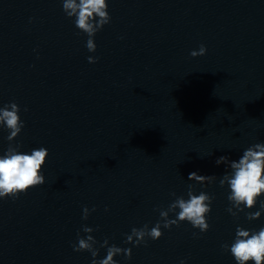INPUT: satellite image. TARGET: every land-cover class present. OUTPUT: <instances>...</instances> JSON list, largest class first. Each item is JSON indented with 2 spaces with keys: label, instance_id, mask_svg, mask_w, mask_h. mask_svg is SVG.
<instances>
[{
  "label": "water",
  "instance_id": "water-1",
  "mask_svg": "<svg viewBox=\"0 0 264 264\" xmlns=\"http://www.w3.org/2000/svg\"><path fill=\"white\" fill-rule=\"evenodd\" d=\"M108 3L111 21L90 54L60 0H0V106H20L23 151L49 153L43 185L0 200V264H90L71 247L82 225L98 242L131 248L124 234L151 227L153 209L183 195L192 172L217 177L204 189L215 197L209 230L181 223L114 259L234 264L220 244L236 223L258 228L264 215L247 222L225 211L215 160L264 141V0ZM201 44L206 54L191 57ZM84 207L96 209L87 220Z\"/></svg>",
  "mask_w": 264,
  "mask_h": 264
},
{
  "label": "clouds",
  "instance_id": "clouds-1",
  "mask_svg": "<svg viewBox=\"0 0 264 264\" xmlns=\"http://www.w3.org/2000/svg\"><path fill=\"white\" fill-rule=\"evenodd\" d=\"M60 3L64 16L72 21L77 35L87 37L84 44L87 52L95 53L97 46L94 37L111 21L108 0H60ZM29 23H32L31 17ZM206 51V47L201 44L198 49L190 51L189 55L195 58L205 55ZM86 59L93 64L98 57L89 55ZM23 111L27 112V108ZM20 112V106L15 101L0 106V131L6 132L4 139L7 142V146L0 151V200H15L29 189L45 183L43 166L48 150L43 146L22 150V144L16 140L25 126ZM215 164L224 165L218 185L226 190L229 206L225 211L234 220H239L241 213L247 222L259 220L264 215V141L249 145L236 159L220 156ZM216 179L215 175L190 173L187 180L191 183L183 195L177 196L171 192L169 195L174 199L166 209H153L158 211V219L151 227L145 223L139 228L132 227L130 232L124 234L123 243L130 244L131 248L109 245L107 238L98 242L91 234L94 229L82 225L76 233V242L71 245L72 250L88 252L90 264H119L114 257L122 255L125 261L130 260L132 248L146 246L148 240H158L163 234L162 229L170 230L179 227L181 223H187L199 234H204L210 227L208 216L215 199L214 195L204 189ZM197 185L200 186L199 190ZM104 210L107 212V207ZM94 211L95 207H84L81 219L87 220L90 212ZM81 232L84 236H81ZM196 235L194 231L193 236ZM101 249L105 250L102 258ZM220 249L232 257L234 264H264V225L250 228L236 223L231 241L221 243ZM178 264H187V258L180 259Z\"/></svg>",
  "mask_w": 264,
  "mask_h": 264
}]
</instances>
